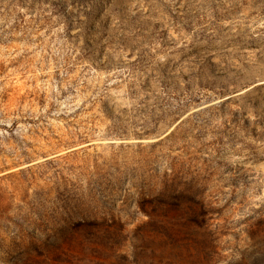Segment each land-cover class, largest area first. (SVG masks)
Masks as SVG:
<instances>
[{
  "label": "rangeland",
  "instance_id": "1",
  "mask_svg": "<svg viewBox=\"0 0 264 264\" xmlns=\"http://www.w3.org/2000/svg\"><path fill=\"white\" fill-rule=\"evenodd\" d=\"M0 264H264V0H0Z\"/></svg>",
  "mask_w": 264,
  "mask_h": 264
}]
</instances>
